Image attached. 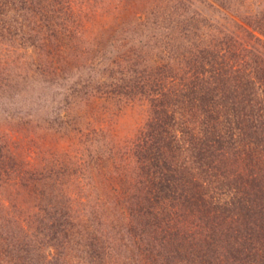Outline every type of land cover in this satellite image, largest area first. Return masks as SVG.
I'll list each match as a JSON object with an SVG mask.
<instances>
[{
  "label": "rangeland",
  "instance_id": "obj_1",
  "mask_svg": "<svg viewBox=\"0 0 264 264\" xmlns=\"http://www.w3.org/2000/svg\"><path fill=\"white\" fill-rule=\"evenodd\" d=\"M184 1L171 24L167 12L174 3L162 0H58L63 8L54 5L51 13L40 10L44 0L35 10L10 5L0 23V264H13L49 196L81 226L93 225L85 231L101 239L99 264L139 258L118 238L129 211L122 182L154 116V93L147 92L157 77L145 78L142 94L132 81L135 71L167 64L166 35L194 43L230 38L243 67L264 53V0ZM181 15L190 16L187 27ZM15 25L22 28L18 34L11 31ZM183 44L170 48L178 56L171 68L181 54L204 47ZM122 83L127 88L120 94ZM79 239L69 242L66 260L94 264L84 258L88 239L74 247ZM54 251H42L41 264H51Z\"/></svg>",
  "mask_w": 264,
  "mask_h": 264
},
{
  "label": "trees",
  "instance_id": "obj_2",
  "mask_svg": "<svg viewBox=\"0 0 264 264\" xmlns=\"http://www.w3.org/2000/svg\"><path fill=\"white\" fill-rule=\"evenodd\" d=\"M35 1L0 0V23L10 5L17 11L35 10L42 4ZM44 1L40 10L48 13L57 5L58 11L63 8L58 0ZM162 1L174 3L173 10L164 11L171 24L186 2ZM189 17L180 16L183 28L192 21ZM179 23L172 28H179ZM21 30L18 25L11 29L15 34ZM165 40L170 48H182L186 40L204 47L181 54L175 68L170 63L178 56L169 48L167 64L148 73L135 71L132 78L143 94L145 78L157 77L147 92L154 93L150 98L154 116L138 137L133 172L125 179L122 175L129 211L118 238L131 248L128 252L139 254L127 264H264V53L243 67L239 54L228 47L230 38L209 42L196 38L194 43L166 35ZM121 86L120 94L126 87ZM57 200L50 196L44 200L34 219L38 224L13 256V264H23V258L28 264L37 259L41 264L40 253L48 248L55 250L51 264H78L66 260L69 242L78 236L74 247L82 248L88 239L84 258L99 264L102 254L96 244L101 239L94 231H85L93 225L81 226L61 211Z\"/></svg>",
  "mask_w": 264,
  "mask_h": 264
}]
</instances>
